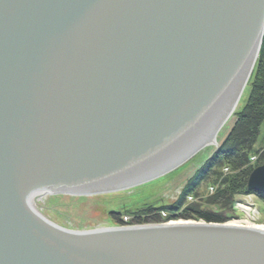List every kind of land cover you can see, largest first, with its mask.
<instances>
[{
    "label": "water",
    "instance_id": "95a60500",
    "mask_svg": "<svg viewBox=\"0 0 264 264\" xmlns=\"http://www.w3.org/2000/svg\"><path fill=\"white\" fill-rule=\"evenodd\" d=\"M263 40L264 0H0V264H264L263 230L76 231L31 207L35 192L121 193L219 150ZM247 187L264 194V164Z\"/></svg>",
    "mask_w": 264,
    "mask_h": 264
},
{
    "label": "rangeland",
    "instance_id": "374dc122",
    "mask_svg": "<svg viewBox=\"0 0 264 264\" xmlns=\"http://www.w3.org/2000/svg\"><path fill=\"white\" fill-rule=\"evenodd\" d=\"M248 97L249 91H245L236 110L237 112L244 105H246ZM236 113L228 121L227 126L219 133V137L217 139L219 145L227 136H229V131L235 125ZM260 132V136L254 146L255 151H260L264 148V123L261 126ZM213 152L214 147H208V149L199 152L193 159L186 162L185 165L177 168L176 171L141 187L122 191L121 193L102 195L101 197L77 198L61 195L50 196L47 197L43 203H39L40 205H37L36 208H38L40 213L45 218H49L55 224L68 230L72 229L80 231L120 226L117 224L118 219H120L123 223H129L135 219L137 214L134 213L140 210L143 211L149 207L156 209L162 206L170 205L175 203L173 202L174 200L177 202V199L181 196L183 187L187 184L188 179L198 171L199 167H201L205 161L208 160ZM252 154L250 164L253 165L255 170L258 167L263 166L264 162L263 164H258L260 155L253 152ZM223 173L224 175H229L231 174V171L228 168H225ZM200 189L201 196H199V198L188 197L186 206L191 203H207L206 199L213 196L218 190L217 187L207 186L205 183L201 185ZM248 192V194L234 196L235 201L233 203V207L238 213V217H232L230 222L233 219H245V213L238 210V206L244 205L252 209L257 214L256 220L252 223L254 225H264V201L259 197L258 193L250 192L249 189ZM211 207L216 209V207L212 204H208L207 208ZM159 213L160 217L163 219L166 214H169L167 218L171 217V214L168 212L160 211ZM179 213H181V210ZM178 220L195 221L193 219L186 220L184 218H178L168 222H178Z\"/></svg>",
    "mask_w": 264,
    "mask_h": 264
},
{
    "label": "trees",
    "instance_id": "16d2710c",
    "mask_svg": "<svg viewBox=\"0 0 264 264\" xmlns=\"http://www.w3.org/2000/svg\"><path fill=\"white\" fill-rule=\"evenodd\" d=\"M256 63V68L246 87L249 91L248 102L236 113L235 125L221 143L219 150L214 152L198 171L191 176L177 202L159 208L149 207L140 210L135 219L123 223L118 219L120 226H135L145 224L167 223L170 220L184 218L195 221L203 220L211 223H227L232 217H238L233 203L235 195L248 194V179L254 170L250 164L252 152L260 155L258 164L264 162V148L255 151L254 146L260 136L261 126L264 123V40ZM228 168L231 174L224 175L223 170ZM217 187L213 196L206 199L207 203H191L186 206L188 197L199 198L201 185ZM264 201V194H259ZM208 204L216 207L207 208ZM181 210V213L179 211ZM160 211L171 214L163 219Z\"/></svg>",
    "mask_w": 264,
    "mask_h": 264
},
{
    "label": "bare ground",
    "instance_id": "6f19581e",
    "mask_svg": "<svg viewBox=\"0 0 264 264\" xmlns=\"http://www.w3.org/2000/svg\"><path fill=\"white\" fill-rule=\"evenodd\" d=\"M53 196L51 195V193H47L45 194L42 191L39 192H35L32 196H31V207L33 208L34 211H38V208H36L37 205H40L39 203H43V201L47 198ZM238 210H240L242 213H245V219L243 220H237V219H233L231 222L228 223V225L230 226H237V227H247V228H253V229H257V230H263L264 231V225H257V224H253L252 222L254 221V219L256 220V212H254L252 209H250L247 206H238ZM191 221H182V220H178V222H171L170 224H179V223H186L189 224Z\"/></svg>",
    "mask_w": 264,
    "mask_h": 264
},
{
    "label": "built area",
    "instance_id": "2783aa9c",
    "mask_svg": "<svg viewBox=\"0 0 264 264\" xmlns=\"http://www.w3.org/2000/svg\"><path fill=\"white\" fill-rule=\"evenodd\" d=\"M173 202H176V200H174ZM241 206V205H240ZM169 214H166L165 216H164V219H167V216H168ZM255 220V219H254Z\"/></svg>",
    "mask_w": 264,
    "mask_h": 264
}]
</instances>
